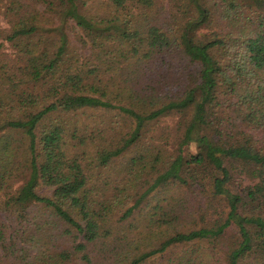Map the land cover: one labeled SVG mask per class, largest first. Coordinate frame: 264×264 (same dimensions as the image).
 Instances as JSON below:
<instances>
[{
  "label": "trees",
  "instance_id": "1",
  "mask_svg": "<svg viewBox=\"0 0 264 264\" xmlns=\"http://www.w3.org/2000/svg\"><path fill=\"white\" fill-rule=\"evenodd\" d=\"M5 1L22 65L0 60V264H147L203 242L264 264V0ZM79 114L127 132L85 151ZM166 117L174 140L139 149ZM136 148L95 206V169ZM208 204V224L177 227Z\"/></svg>",
  "mask_w": 264,
  "mask_h": 264
},
{
  "label": "rangeland",
  "instance_id": "2",
  "mask_svg": "<svg viewBox=\"0 0 264 264\" xmlns=\"http://www.w3.org/2000/svg\"><path fill=\"white\" fill-rule=\"evenodd\" d=\"M104 1V0H99ZM94 1H90V12L92 15L95 14H103L100 10L98 11V7L95 6L93 3ZM97 2V0H96ZM6 1L0 0V60H2L5 63H8L11 67H19L22 65V62H20L19 53L17 52V49L14 47V43L7 40V32L10 31V16H7L6 11ZM73 36V35H72ZM74 44L77 42L76 40H73ZM92 113V112H91ZM76 122L78 123V126L81 127V136H87L86 146H84L85 151L93 149L96 143V139H98L101 136L100 141H107V144L112 143L114 141H118L117 138H119V133L125 134L127 130H121V126L123 127V121L122 118L114 117V119H110V117L106 118L104 121H99L96 123L95 121L89 120L87 115L79 114L77 117ZM117 122V123H114ZM121 122V123H120ZM178 120L174 117H166L160 122H156L153 125H150V127L147 130V135L145 136L142 143H140V148H146L152 145L155 146H163L171 143L174 139V136L176 135L175 129L177 126ZM99 131H102L99 133ZM258 134V135H257ZM256 136L259 139L264 140V133H257ZM117 137V138H116ZM94 139L96 140L94 142ZM79 141L73 140L72 142V148H70L71 154L76 155V153L83 152V147H77L74 145L78 144ZM196 144H192L188 146L185 149V154H192L196 152ZM137 148L130 150L124 157L118 159L115 163H113L110 167L107 169H97L96 166L93 167L95 169V175L93 176V181L91 183V186H96L95 189L91 187L95 191V206L97 204H100L104 202L107 197L109 196V193L113 190L114 186L117 184V182H120L125 178L126 172L129 170V161L132 158H135L137 155ZM88 159V158H87ZM87 162V161H86ZM238 182H240L243 187L246 186H253L255 183V180L252 179L249 176V173L246 171L245 173L238 176ZM100 181H97L99 180ZM41 194H45L47 196H50L52 194V191L50 189H44L42 188L40 190ZM176 194L178 196L184 194L183 191H177ZM167 194L166 196H168ZM187 197V196H186ZM185 197V198H186ZM151 204H155L154 201L149 200ZM192 206L196 205L195 202L191 203ZM186 208L188 207V203H184ZM194 208V207H193ZM209 208V210H207ZM147 211L150 210V208L146 209ZM187 213H184V220L182 221L179 226H177L180 230L189 229L196 227L197 225L202 226L204 224H208L209 220L212 219V213L210 205L204 209V210H198L196 211V208L191 212L190 209ZM146 211V212H147ZM144 212V211H143ZM140 213V214H143ZM145 212V214H146ZM203 217V220L202 218ZM0 221L6 222L9 226L11 224L10 218L6 214H0ZM135 235H138L140 238L143 237L138 234V232H134ZM149 240V239H147ZM133 247H138L139 250L143 249L144 246H148V243L143 242H133ZM222 247V246H221ZM228 247V244L220 250V252H217L213 254L211 252V247L208 242L198 243L194 245H187V246H180L170 251L167 255L163 257H157L153 260H150L147 264H171L173 263L172 260H177V263L179 264L180 261L177 258H182L185 263L190 264H201L204 262V264H227L228 255L229 252L226 250ZM126 247H123L125 249ZM137 252V251H135ZM116 258V257H115ZM115 258H112L110 261H104V264H117L118 261H124V259L120 258L118 260H114ZM81 264V263H78ZM247 264V262L243 263Z\"/></svg>",
  "mask_w": 264,
  "mask_h": 264
}]
</instances>
